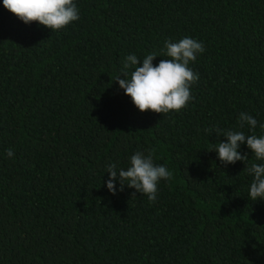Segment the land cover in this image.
Returning <instances> with one entry per match:
<instances>
[{"label": "trees", "instance_id": "obj_1", "mask_svg": "<svg viewBox=\"0 0 264 264\" xmlns=\"http://www.w3.org/2000/svg\"><path fill=\"white\" fill-rule=\"evenodd\" d=\"M74 3L80 19L52 32L0 0V264H264L247 171L264 161L245 142L246 164H223L211 150L227 137L206 131L264 135V0ZM185 36L205 46L193 99L141 112L116 81L125 57L158 65ZM137 151L173 173L154 203L107 188L106 165L127 169Z\"/></svg>", "mask_w": 264, "mask_h": 264}, {"label": "clouds", "instance_id": "obj_2", "mask_svg": "<svg viewBox=\"0 0 264 264\" xmlns=\"http://www.w3.org/2000/svg\"><path fill=\"white\" fill-rule=\"evenodd\" d=\"M3 5L25 24L38 22L52 32L59 31L80 19L79 9L74 0H3ZM165 49L164 54L169 59H161L158 65L153 64L158 57L156 52L146 55L142 61L135 54L127 55L121 74L126 78L121 79V75L116 78L120 88L132 98L141 112L151 110L166 114L171 110L181 111L193 99L191 87L200 77L189 64L196 61L197 55L205 51L204 44L185 36L178 42L166 41ZM133 67L134 71L129 75L128 69ZM238 123L241 128L247 124L251 129H255L258 121L252 115L241 112ZM260 127L264 128V124ZM206 131L209 133L214 131L217 136L227 137V142L218 141L211 150L218 154L223 164H235L237 161L246 164L249 160L248 155H242L239 151L245 142L256 160L264 161V135H246L243 131L220 128ZM7 156L13 158L14 151L9 149ZM106 169L110 174L106 182L110 192L116 194L118 180L119 191H123L125 186L134 188L142 195H146L150 203L157 200L159 182L173 179V173L167 166L155 163L153 154L145 155L141 151L130 157V166L127 169H118L117 164L111 162L106 165ZM247 171L253 177L248 193L250 199L264 200V163H253L247 167Z\"/></svg>", "mask_w": 264, "mask_h": 264}]
</instances>
